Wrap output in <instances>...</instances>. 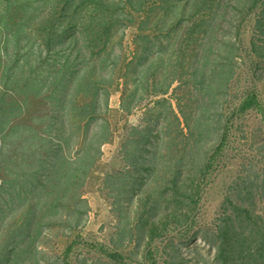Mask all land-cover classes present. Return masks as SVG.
<instances>
[{
    "label": "trees",
    "instance_id": "1",
    "mask_svg": "<svg viewBox=\"0 0 264 264\" xmlns=\"http://www.w3.org/2000/svg\"><path fill=\"white\" fill-rule=\"evenodd\" d=\"M257 9L264 33V0H0V82L7 88L0 87V172L8 177L0 179L25 200L0 223V264H12L16 244L23 237L33 242L43 226H81L87 209L81 189L111 138L109 96L120 80L119 108L127 113L179 85L191 82L198 91L187 101L174 96L175 106L168 99L163 112L152 110L160 119L156 130L130 128L119 152L143 172L115 186L124 197L136 193V238L152 264L156 240L166 247L170 231L198 227L202 182L229 141L233 119L250 109L264 119L254 89L235 106L222 101L242 49L241 27ZM223 22L235 35L220 34ZM126 28L137 47L128 59ZM193 100L200 102L196 114L187 106ZM246 171L227 186L221 213L202 234L211 259L196 264H264V180ZM162 263L187 264L182 257Z\"/></svg>",
    "mask_w": 264,
    "mask_h": 264
},
{
    "label": "rangeland",
    "instance_id": "2",
    "mask_svg": "<svg viewBox=\"0 0 264 264\" xmlns=\"http://www.w3.org/2000/svg\"><path fill=\"white\" fill-rule=\"evenodd\" d=\"M259 16V9H257L241 27L238 38L242 49L236 59V69L228 91L229 97L222 101H226L231 107L235 106L246 90L254 89L258 93L264 113V33L261 32L260 24L257 23L261 17ZM223 24L224 29L219 31L221 35H235L232 28L227 27V23L223 22ZM125 32L128 36H126L124 50L125 57L128 59L137 47L131 37L133 30L126 28ZM9 48V50L12 49L11 46ZM114 50L120 52L117 47H114ZM132 62L135 63L134 58ZM118 83L119 86L111 90L108 103L107 118L111 138L102 145V154L81 189L87 204L81 226L71 231L67 225L53 223L50 227L43 226V230L33 242L23 237V241L18 242L14 248L16 253L10 254L12 264H152L144 259V244L141 238H136L134 224L141 215V210L135 212L136 193L126 194L127 197H124L115 187L122 185L121 183L130 184V176L136 172H143V169L138 165L130 164L123 158L119 148L123 147L121 144L130 134L131 127L157 129L160 119L155 117L157 115H153L152 110L163 112L166 110L168 99L175 106L174 96L179 97L185 94L184 101H187L189 97L194 99L198 91L194 89V84L191 82L188 86H177L175 83L173 86L177 87L172 91L169 90L168 94L158 95L152 97L150 101L143 100L137 105H131L127 113L119 108L123 80ZM3 84L0 82V87L6 90ZM126 85L131 86L129 82ZM12 91V89L7 90L10 93ZM142 95L146 96L145 93ZM162 99H165V102L155 103L156 100ZM51 103L50 101L47 103L46 106L49 107L44 106L45 110L52 107ZM199 105V101L193 100L191 105L187 106L192 113L196 114L200 110ZM38 106L33 105L34 109ZM30 113L26 116V120ZM232 122V128L228 133L229 141L202 182L197 214L198 227H193L183 235H179L174 230L170 231L168 236H173L172 243L166 242V247H163L165 241L156 240L153 244L157 247H153L158 259L155 264H166L162 262L169 259L178 263L180 257L187 264H196L204 259H211L213 250L203 240L202 234L221 213L227 186L240 173L242 167L247 168L248 175L264 180V119L257 111L250 109L246 114L237 115ZM151 138L154 140L153 136ZM207 144L202 151L207 150ZM141 152L151 156L150 151ZM113 175L116 176L113 177ZM0 178L8 179L1 172ZM117 180L120 182L115 185ZM15 188L16 186L12 183L1 182L0 179V223L6 220L8 214L17 206L24 204V198L15 197ZM33 200L36 202L38 196L33 197ZM254 200L257 207L261 208L262 199L258 200L255 197ZM131 228L133 229L132 234ZM192 243H196V246H192ZM10 244L8 243L7 246ZM107 251L120 254L117 261L111 259L106 254Z\"/></svg>",
    "mask_w": 264,
    "mask_h": 264
}]
</instances>
